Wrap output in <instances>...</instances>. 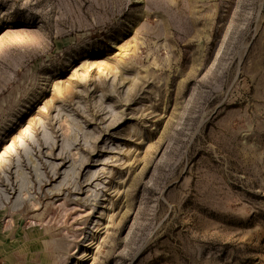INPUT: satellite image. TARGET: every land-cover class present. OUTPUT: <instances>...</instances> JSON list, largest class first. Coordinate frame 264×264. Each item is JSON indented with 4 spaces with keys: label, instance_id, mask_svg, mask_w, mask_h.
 <instances>
[{
    "label": "rangeland",
    "instance_id": "374dc122",
    "mask_svg": "<svg viewBox=\"0 0 264 264\" xmlns=\"http://www.w3.org/2000/svg\"><path fill=\"white\" fill-rule=\"evenodd\" d=\"M0 264H264V0H0Z\"/></svg>",
    "mask_w": 264,
    "mask_h": 264
}]
</instances>
